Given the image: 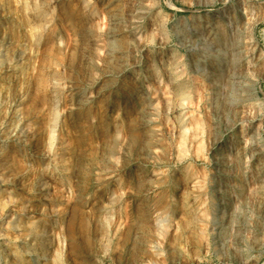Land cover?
<instances>
[{"label":"rangeland","instance_id":"rangeland-1","mask_svg":"<svg viewBox=\"0 0 264 264\" xmlns=\"http://www.w3.org/2000/svg\"><path fill=\"white\" fill-rule=\"evenodd\" d=\"M0 264H264V0H0Z\"/></svg>","mask_w":264,"mask_h":264},{"label":"bare ground","instance_id":"bare-ground-1","mask_svg":"<svg viewBox=\"0 0 264 264\" xmlns=\"http://www.w3.org/2000/svg\"><path fill=\"white\" fill-rule=\"evenodd\" d=\"M111 25H113L115 28H118V26L120 25V21H119V19L118 18H113L112 20H111ZM120 27V26H119ZM113 29L112 31H111V34H110V37L111 38H113V40H116V38L120 35V33H122L119 29L118 30H116V29ZM123 31V30H122ZM125 31V30H124ZM130 30H128V29H126V33L127 32H129ZM157 31V30H156ZM132 32V31H131ZM122 58V57H121ZM125 64V63H124ZM2 88V87H1ZM146 94V93H145ZM145 94H143L144 95V101L146 102V104H148V103H150V101H151V97L149 96V94L147 95H145ZM147 101H148V103H147ZM144 102V103H145ZM146 107V106H145ZM148 107V106H147ZM146 107V109L144 108V112L145 113H148L149 114V112H150V110L148 109ZM149 110V111H148ZM144 113V114H145ZM144 125H145V127H148L149 126V123L148 122H145L144 123ZM150 127V126H149ZM4 208H5V205H4Z\"/></svg>","mask_w":264,"mask_h":264}]
</instances>
